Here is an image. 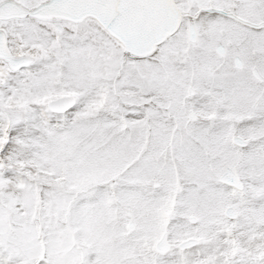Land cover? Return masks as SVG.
<instances>
[{"label":"snow or ice","instance_id":"6c2138e0","mask_svg":"<svg viewBox=\"0 0 264 264\" xmlns=\"http://www.w3.org/2000/svg\"><path fill=\"white\" fill-rule=\"evenodd\" d=\"M0 264H264V0H0Z\"/></svg>","mask_w":264,"mask_h":264}]
</instances>
